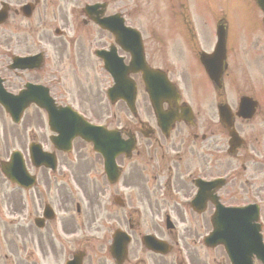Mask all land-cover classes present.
Returning a JSON list of instances; mask_svg holds the SVG:
<instances>
[{
	"label": "flooded vegetation",
	"instance_id": "flooded-vegetation-1",
	"mask_svg": "<svg viewBox=\"0 0 264 264\" xmlns=\"http://www.w3.org/2000/svg\"><path fill=\"white\" fill-rule=\"evenodd\" d=\"M70 2L0 0V154L5 152L0 164L18 150L34 176L32 187L17 185L7 193L0 172V264H263L262 247L254 240L239 241L241 246L236 242L229 250L214 243L218 209L247 203L260 206L258 231L264 243V105L256 99L258 105L249 119L239 115L250 107L248 102L240 105L241 99H254L257 90L262 92V81L252 90L238 79L241 49L234 44L237 54H230V23L218 19L213 26V37L220 25L226 29L227 55L219 80L210 79L202 64L203 50L215 45L206 33L189 31L173 48L172 38L153 32V50L161 56L156 63L148 59L143 38L144 62L168 74L178 100L168 97L162 111L155 113L148 95L139 89L140 75H133L138 85L135 111L121 102L114 113V129L133 145L128 154L115 158L119 174L111 184L102 174V158L92 160L82 150L87 145L84 141L74 138L70 151L64 152L61 147L68 140L51 128L70 114L64 108L97 117L96 85H90L87 95L84 82L93 72L98 83L97 70H102L103 63L95 50L108 49L112 43L104 41L102 35L107 32L89 20L90 15L102 16V8L85 10L87 3L98 0H83L81 7V0H76L73 5L79 7L68 15ZM52 12L51 23H63L70 35L57 40L60 47L50 54L39 48V39L46 32L40 28ZM124 19L131 22L134 16ZM70 20L82 24L83 30L91 25L95 33L76 37ZM255 35L258 40L263 37L264 48V30ZM201 39H207V48ZM122 45L136 52L134 41L125 40ZM114 46L123 59L120 69L125 70L131 55ZM171 55L177 56V67ZM138 65L133 68L140 69ZM175 68L183 79H173ZM191 68L205 82L201 88L195 87ZM209 69L217 72L219 66L216 63ZM61 72L67 82L71 78L72 97L80 105L64 98L68 91L60 92L64 86ZM29 85L37 88L29 91ZM87 98L93 99L94 106ZM23 101L29 104L15 123L6 103ZM172 115L175 122L163 128ZM32 149L54 153L55 170L34 166ZM185 160L196 164L183 166ZM219 179L217 184H208Z\"/></svg>",
	"mask_w": 264,
	"mask_h": 264
},
{
	"label": "rangeland",
	"instance_id": "rangeland-1",
	"mask_svg": "<svg viewBox=\"0 0 264 264\" xmlns=\"http://www.w3.org/2000/svg\"><path fill=\"white\" fill-rule=\"evenodd\" d=\"M110 1L112 2V0H108L107 2L109 3ZM213 1H214V3L211 0H193L192 2H198L197 3V10L201 14V16H203V18L206 19V20H210V18H211L210 12H209V5L212 4V6H214V7L212 8L211 13L214 14V12H216L215 20H217V18L221 17V16H218V10L220 9V7H219V4L217 2H215V0H213ZM137 4H144L145 6H148V8H151L152 5L153 4H157V2L153 1V0H113V3H111V6H112V9H114L115 11L116 10L125 11L127 16L130 18L131 17V13L133 14L134 6H136ZM76 7L77 6H75V5L73 6V3L70 2V4H68V15L70 14V11L72 10V8L75 9ZM129 10L131 11V13H130ZM242 11L243 10L240 9V8L234 9L233 7H231V10H229V12L231 14V18H232V28H231V34H230L231 35L230 41L232 43L236 42V38H233V37L236 36V35L238 37V36L241 35V33H243V35L240 37V39L242 41L246 37H252L255 34V31H253L252 28H251V23L248 20L247 15H244L242 13ZM109 12H111V11L109 10L108 13ZM52 16H53V12H52L51 16L46 17V21L48 22L47 24L50 27L49 31H47L46 28H43L44 30H40V32H43V31H46V32H45V35L43 36V38L39 39V48L44 47V48L48 49L49 51H47V52L50 53V54H53L54 51L58 47H60V45L57 44V40H59V38H56L52 34L53 26L54 25L60 26V25L58 23L51 24ZM56 17H58V16H56ZM164 17H165L166 20L173 21V22L175 21V19L168 13L164 14ZM24 23H25V21H24ZM69 23H70V27L72 28V31L76 32L77 33L76 37H78L79 36V32H82V30L77 28V25H75L73 23V20H70ZM132 24L134 26L138 27L142 31V33L144 35L145 42H146V46H147L148 59L150 60L151 63L152 62L156 63L157 59H161V56H160V54L158 52L153 50V48H154V42H153L154 20L153 19L151 20V19H142V18H140V20L136 19L135 21H133ZM172 24H173L172 22H169L168 26L171 27ZM64 29L66 30V28H64ZM89 31H91L92 33H95V29H93V28L92 29L91 28L87 29V32H89ZM210 34H211V32L209 33V31H207L206 35H210ZM102 38H103L104 41H108L109 40L108 35L106 33H104L102 35ZM202 41L206 42L205 39H202ZM77 42L78 41H76V43ZM87 42H88V40H87ZM76 46L77 45H75L74 47H76ZM229 47H230V43H229ZM258 47H259V45H258ZM262 57H263L262 65L259 67V69H260V74L262 75L261 78L264 80V66H263V64H264V54L262 55ZM171 58H172L173 63L177 67V63H178L177 56L174 57V56L171 55ZM254 62H255V60H254ZM87 70L90 71V68L87 67ZM190 73H191V78L194 81L195 87L197 89L201 88L204 85L205 82H203L202 79L199 76H197V70L194 69V68H191ZM63 74H65V72H61L60 74H58V75H60L62 77V84L64 85V86L60 87V89H59L60 92H62L63 90L65 92L68 91V94L65 93L66 95H65L64 98H66L69 101L73 100L76 104H79L75 100V98L72 97L74 94H73V91L71 89H74V88L69 85V83H70L69 81H70L71 78H69V79L67 78L68 79V82H67L66 77L63 76ZM97 74L100 75V79H99L98 83L97 84L95 83L94 77H93V72H90L87 75L86 82H84V87H85V89L87 91V95H89L90 94V85L91 86L96 85V94H97V97H98V104H99V106H101V104L104 105V108L101 110V114H97V117L95 118V120H101L102 117H104L107 114V110H106V107H105L106 101H105L104 97H102V99H101V95L98 94V89L101 86L106 85L108 80H107V77H106L107 75L102 70H97ZM181 74L182 73L178 70V68H175L173 79H175V80L183 79L184 77L181 76ZM239 74L242 75V76H240V79H245L246 77H248L246 71H244V70H242ZM247 85H249L248 82H247ZM92 89H93V87H92ZM79 95H80V89L78 87H76L75 96L78 97ZM94 95H95L94 92H92V96H94ZM94 98H96V97H94ZM86 101L88 102V104H90V106H94L93 99H88L87 98ZM87 102L84 101L82 103V105L85 108L87 107ZM111 123H112L111 125L114 126V119L111 121ZM85 149H87V148H85ZM93 159H95V157H93ZM192 164L195 165L196 163H193L190 160H185L183 162V166H191ZM53 192H56V190L54 189Z\"/></svg>",
	"mask_w": 264,
	"mask_h": 264
}]
</instances>
